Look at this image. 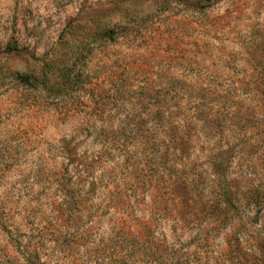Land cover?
Returning <instances> with one entry per match:
<instances>
[{
    "label": "rangeland",
    "instance_id": "rangeland-1",
    "mask_svg": "<svg viewBox=\"0 0 264 264\" xmlns=\"http://www.w3.org/2000/svg\"><path fill=\"white\" fill-rule=\"evenodd\" d=\"M165 263L264 264V0H0V264Z\"/></svg>",
    "mask_w": 264,
    "mask_h": 264
},
{
    "label": "trees",
    "instance_id": "trees-1",
    "mask_svg": "<svg viewBox=\"0 0 264 264\" xmlns=\"http://www.w3.org/2000/svg\"><path fill=\"white\" fill-rule=\"evenodd\" d=\"M60 75L63 78V82L61 85H58L56 87H51V90L53 92H56L57 95L67 93L68 89L71 88L72 90L76 91L81 89V87H84L86 84V77H84V72L81 70H76L74 74H71L72 68L63 66L60 69ZM172 128V127H171ZM190 185V182L186 177H180L178 175L173 181L170 182V191L171 194L177 197H182L185 194H188V187ZM226 204H230L232 206V199L227 194V199H225ZM218 206V204H217ZM216 206V207H217ZM153 254L156 257L159 256L158 251L154 250ZM166 264V263H165Z\"/></svg>",
    "mask_w": 264,
    "mask_h": 264
}]
</instances>
